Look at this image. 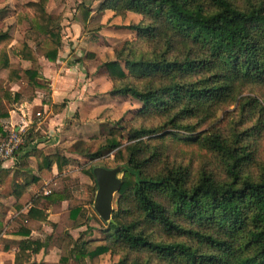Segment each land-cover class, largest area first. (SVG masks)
<instances>
[{
  "label": "trees",
  "instance_id": "obj_1",
  "mask_svg": "<svg viewBox=\"0 0 264 264\" xmlns=\"http://www.w3.org/2000/svg\"><path fill=\"white\" fill-rule=\"evenodd\" d=\"M46 3L23 5L20 20L32 35L15 47L9 48L13 37L0 21V70L8 69L9 81H24L23 93L31 97L39 89L50 96L39 57L56 62L63 44L62 18ZM98 10L141 16L130 26L136 38L125 41L107 66L110 94L131 95L142 107L126 140L116 123L104 146L87 155L89 162L113 152L124 167L111 220L103 238L86 237L97 191L92 169L88 199L66 211L70 227L86 232L76 239L68 228L58 233L60 223L49 220L44 202L72 201L73 190L25 195L32 182L51 176L54 164L63 173L74 160L34 148L22 158L35 155L41 174L12 182L14 206L21 210L31 202L17 219L21 239L2 236L0 212V248L15 245L16 264L55 242L58 264H101L106 254L117 258L110 264H264V0H101ZM9 49L31 67L12 65ZM13 97L0 79V141L10 131L3 124L9 117L4 101ZM64 107L53 104L56 112ZM35 129L28 125L19 151L36 140ZM14 169L32 170L26 164ZM11 172L0 170L1 186ZM44 225L52 227L50 235H32Z\"/></svg>",
  "mask_w": 264,
  "mask_h": 264
},
{
  "label": "rangeland",
  "instance_id": "obj_2",
  "mask_svg": "<svg viewBox=\"0 0 264 264\" xmlns=\"http://www.w3.org/2000/svg\"><path fill=\"white\" fill-rule=\"evenodd\" d=\"M26 1L10 0L7 3L6 0L5 2H0V17H4L5 24H11L13 27L12 33L17 37L22 33V29L15 26L17 14H22L23 2L25 3ZM98 2L99 0H47L46 3V8L48 6L54 15L62 11L64 18L67 16V21L71 20L75 24L77 23V28L71 30L68 28V25L62 27V33L65 36L64 49L58 55L57 61L53 65L46 64L47 66L46 68L44 67V70L47 71V67H50L52 69L51 74L60 76L63 75L61 72L62 64L71 66L77 63L76 65L78 67L73 71V75H71L73 79H70L77 85L79 82H82L81 86L84 88L82 93L85 92V96H89L86 99L89 106L87 108L86 103L81 105L80 113L73 118L72 125L74 129L71 130L72 133L69 136L73 137L81 134L82 137L76 138L77 140L75 142L70 140L68 145L58 147L59 150L67 151L73 157L77 156L73 153H78L77 159H73L74 161L66 167V172L56 182L51 184L52 188L60 190L64 186L67 188L71 187L74 192V198L71 204L85 202L88 199L85 185L92 183L90 172L95 166L114 168L119 164L114 161L113 152L108 153L103 151L104 155L89 162L87 155L89 153H96L104 146L106 135L111 128L117 126L116 123H119L124 128L123 135L126 140L128 137V129L132 125V119H134L136 111L142 107V102L131 95L110 94L111 81L107 66L108 63L116 59L115 51L120 49L125 41L136 38V32L130 26L137 24L141 20V16L128 13L123 17L115 15L111 10L101 13L97 11L99 6ZM87 12L89 14L85 16ZM63 15H61V18H63ZM72 39H75V41H72ZM98 42H100V45L93 44ZM74 44H76V47L72 51H69V47ZM38 96H40V99L47 96V90L43 89L41 92L39 91ZM33 109L37 111L38 108L34 107ZM40 111L42 115L38 116L39 121L43 122L47 112L44 111L43 107H41ZM69 125H71L70 121H67V127ZM23 180L24 176L17 177V181L22 183ZM10 182L11 179L9 178L6 186L0 189V209L8 211L7 219H10L13 215V211L11 210ZM117 196L116 194L114 208L116 207ZM66 204L63 210L55 208L58 217L54 215L52 218H57V221L60 223L58 233L68 228L73 236L78 238L80 232L81 234L86 232L87 228L72 229L70 227L66 220ZM89 212L92 218L90 221L92 230L91 232L88 231L86 237L93 235L92 238H103L105 233L103 230L108 227V222H104L92 206L89 207ZM12 228L15 227L8 224L7 231L12 230ZM50 230L51 228L49 226L45 227L44 231L35 230L34 236L45 237ZM114 260H117V258H113L112 260L109 254L103 255L100 259L101 264H110ZM88 263V260H86L82 264Z\"/></svg>",
  "mask_w": 264,
  "mask_h": 264
},
{
  "label": "crops",
  "instance_id": "obj_3",
  "mask_svg": "<svg viewBox=\"0 0 264 264\" xmlns=\"http://www.w3.org/2000/svg\"><path fill=\"white\" fill-rule=\"evenodd\" d=\"M9 1L10 0H7V3ZM30 1H36V0H30ZM30 1L27 0L25 3L30 2ZM25 3L23 2V5ZM98 3L100 5L101 0H99ZM47 11L51 13L52 15H54L53 12L49 10L48 6H47ZM97 11L101 13L104 12V11L103 12L99 11L98 8H97ZM109 11L110 10H106L105 12H109ZM60 14L63 15L62 11L55 13V15L57 16H61ZM20 15H21L20 13L17 14L16 24H15V26H17L18 28L20 27V29H22V33L19 37H17L14 33H12L13 27L11 26V24L9 25L5 24L4 17L3 16L0 17V21L3 22L4 29L5 30L9 29V32L11 36L13 37V41L11 42L9 48L15 47V45L19 41H23L25 37L27 39L28 37H31L32 35L28 31V28H29L28 22L25 21V19L20 20ZM66 18L67 16H65L64 18V15H63L62 23H61L62 27L64 25L66 26L68 25L69 29L71 30L76 29L77 23L75 24L71 20L67 21ZM64 37L65 36H63V41H62L63 44H62V48L59 51V55L64 49ZM72 41H75V39H72ZM99 41H102V40H99ZM28 43L31 46H33L34 44L32 40H29ZM93 44L100 45V42L93 43ZM75 47H76V44H74L73 46H70L69 51H72V49H74ZM8 53H9V60L12 65L20 66L23 69H27L31 67V62L24 60L20 55L14 53L13 49H9ZM39 63L41 66V73L48 80L49 87H50V96H48L47 94V96H44L42 99H40V96H38V93L39 91L41 92L43 89H39L36 92L35 97L28 96L23 93L25 86H26L24 81L17 80V79L9 81L7 80L8 75H9L8 69L0 70V79L6 81V83L9 86V89L12 92V96L15 97V98L13 97L14 100L11 103H9L6 100L4 101V104L7 105L8 107V113H9V117L3 121L5 128L9 130L11 129L21 130L22 128H25L26 134L28 135V125L35 124L36 126L35 131L37 134L36 140L30 142V144L24 147L22 151H18L14 159L7 160V161H0V170L3 168L12 169L11 175H9L7 179H5L3 186L0 185V189L4 188L6 186L7 180L9 178L11 179L10 198H11V210L13 211L12 217L10 219H7L8 211L4 209H0V212L5 214V217L2 218L3 224L5 225L2 236L10 240L21 239L20 236L15 234L18 229L17 219L18 218L20 219L21 214L27 213L29 207L31 206V202L26 204L24 208L21 210H18L16 206H14L16 199L12 194V182L15 181L16 183H21L17 181L18 176L20 177L24 176V180L22 181L24 183V181L26 182L27 179L30 181L31 179L34 178V176L36 177L41 174L40 172L41 169L39 168V165H38V159L35 155L30 154L28 157L29 159L26 157L23 159L22 157L25 154L32 152V150L36 148L38 151H40V154H43L45 156L51 155V154H60V155L65 156L68 159H77L76 157L78 156V153H73L77 155L73 157L71 154H68L67 151L59 150L58 147L62 145H68V142L70 140L72 142H75L78 138L82 137L81 134L73 136V137H69V136H70V133H72L71 130L74 129V126L72 125L73 118H75L78 115V113H80L81 105L86 103L87 105L86 107L88 108L89 106V104L86 102V99L89 96H85V92L82 93L84 91V88H82L81 86L82 82H79V84L77 85L76 83H74V81L71 80L73 79L71 77V75H73L74 73L73 71L77 69L78 67L76 65L77 63L71 66H67V64H62L61 72L63 75H60V76L55 75V74L53 75V73L51 74L50 72L52 69L50 67H47L48 68L47 71L44 70V67L46 68L47 66L46 64L53 65L54 62H50L44 56H40ZM17 94H21V96L18 97V99L16 98ZM63 102H65V107L61 111L56 112L53 108V104H61ZM34 107L38 108L37 111L33 109ZM41 107H43L44 111L47 112V115L45 116L43 122H40L39 117H38L42 115L40 111ZM67 121H70V124H71L68 127H67ZM22 164L28 165L32 169L31 173L27 174L24 172H16L14 169L15 166L22 165ZM63 171H64L63 173L66 172V166ZM63 173H60L57 164H54L51 169V176L49 177L43 176L42 180L38 184L35 182H32L28 189L29 192L25 195V197H27L30 194L35 195L36 193H38L40 189H43L45 191V194H49L53 190H58L57 188H52L51 184L56 182L58 178L62 176ZM27 175H30V176H27ZM46 191H49V193H46ZM73 195H74V192H73ZM71 202L72 201H64V202L57 203V204H51L48 202H44L47 212L49 213V220L52 222H58L57 218L56 219L52 218L54 215H56L55 208H59V210H63L65 207V204L67 203L66 207L68 208ZM89 215H90V212H89ZM56 217L58 216L56 215ZM4 221H6V223H4ZM8 224L13 225V227L15 228H12V230L7 231ZM48 226L49 225H44L42 227V230L44 231L45 227H48ZM49 227L51 228V230L50 232H48V235H50L53 231L52 227L51 226ZM34 232L35 231H33L32 235H34ZM17 250L18 249L16 248L15 245H13L11 249L7 251L4 250L3 248H0V264H16ZM60 257H61L60 249L56 246V244H51L47 248L41 249L40 252L34 254L30 262L25 263V264H58ZM69 264H78V263L76 261H71Z\"/></svg>",
  "mask_w": 264,
  "mask_h": 264
},
{
  "label": "water",
  "instance_id": "obj_4",
  "mask_svg": "<svg viewBox=\"0 0 264 264\" xmlns=\"http://www.w3.org/2000/svg\"><path fill=\"white\" fill-rule=\"evenodd\" d=\"M123 169L124 167L122 165L114 168L103 166H95L93 168V175L97 182V191L93 207L104 222L111 220L112 213L115 209V195H118L122 185Z\"/></svg>",
  "mask_w": 264,
  "mask_h": 264
},
{
  "label": "built area",
  "instance_id": "obj_5",
  "mask_svg": "<svg viewBox=\"0 0 264 264\" xmlns=\"http://www.w3.org/2000/svg\"><path fill=\"white\" fill-rule=\"evenodd\" d=\"M26 139V130L11 129L5 138L0 141V161L14 159ZM49 193V191H46Z\"/></svg>",
  "mask_w": 264,
  "mask_h": 264
}]
</instances>
